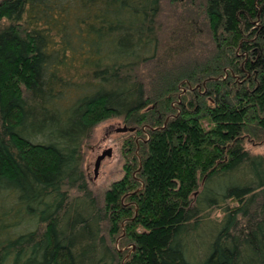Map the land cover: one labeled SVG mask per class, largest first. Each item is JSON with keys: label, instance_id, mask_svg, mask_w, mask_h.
<instances>
[{"label": "trees", "instance_id": "trees-1", "mask_svg": "<svg viewBox=\"0 0 264 264\" xmlns=\"http://www.w3.org/2000/svg\"><path fill=\"white\" fill-rule=\"evenodd\" d=\"M113 118L123 175L94 192L82 144ZM247 142L264 0H0V264H264Z\"/></svg>", "mask_w": 264, "mask_h": 264}, {"label": "rangeland", "instance_id": "rangeland-1", "mask_svg": "<svg viewBox=\"0 0 264 264\" xmlns=\"http://www.w3.org/2000/svg\"><path fill=\"white\" fill-rule=\"evenodd\" d=\"M122 125L123 121L120 118L101 122L94 128L91 136L82 144L83 170L88 186L94 192H101L111 182L121 178L123 175V159L120 150L123 138L127 132H116V128ZM245 147L253 154H264V144L247 142ZM107 148H112V154L101 162L98 175L94 177L93 164L95 158Z\"/></svg>", "mask_w": 264, "mask_h": 264}, {"label": "water", "instance_id": "water-1", "mask_svg": "<svg viewBox=\"0 0 264 264\" xmlns=\"http://www.w3.org/2000/svg\"><path fill=\"white\" fill-rule=\"evenodd\" d=\"M128 131H133V128H129L126 125H122L121 127L116 128V132H121V133H125ZM112 154V148H107L103 151H101V153H99L94 161V166H93V174L94 177H97L98 175V171L101 165V162L106 158V157H110Z\"/></svg>", "mask_w": 264, "mask_h": 264}]
</instances>
